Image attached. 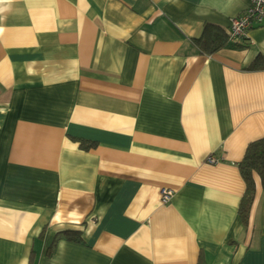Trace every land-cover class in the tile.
<instances>
[{"label": "crops", "instance_id": "obj_1", "mask_svg": "<svg viewBox=\"0 0 264 264\" xmlns=\"http://www.w3.org/2000/svg\"><path fill=\"white\" fill-rule=\"evenodd\" d=\"M250 1L0 0V264H264V26L195 42Z\"/></svg>", "mask_w": 264, "mask_h": 264}, {"label": "trees", "instance_id": "obj_2", "mask_svg": "<svg viewBox=\"0 0 264 264\" xmlns=\"http://www.w3.org/2000/svg\"><path fill=\"white\" fill-rule=\"evenodd\" d=\"M206 34L207 32L205 31V34L195 41L205 51L217 52L230 45L229 31L224 34H216L211 39L208 37L206 39ZM247 40L248 38L240 43L233 44L246 43ZM82 144L85 146V142ZM89 147L85 146L87 149ZM239 168L247 186L239 207V215L243 223L247 225L256 194L254 175L259 176L264 189V138L253 141L248 145L244 159L239 164Z\"/></svg>", "mask_w": 264, "mask_h": 264}, {"label": "built area", "instance_id": "obj_3", "mask_svg": "<svg viewBox=\"0 0 264 264\" xmlns=\"http://www.w3.org/2000/svg\"><path fill=\"white\" fill-rule=\"evenodd\" d=\"M264 26V0H251L248 8L240 16L232 19L229 27V40L231 43H240L248 38L252 29ZM210 163L216 162L209 159ZM174 193L170 189H162L161 200L168 204Z\"/></svg>", "mask_w": 264, "mask_h": 264}]
</instances>
